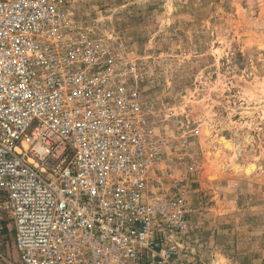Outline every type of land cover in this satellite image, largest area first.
<instances>
[{
  "label": "built area",
  "instance_id": "obj_1",
  "mask_svg": "<svg viewBox=\"0 0 264 264\" xmlns=\"http://www.w3.org/2000/svg\"><path fill=\"white\" fill-rule=\"evenodd\" d=\"M70 0H0V190L23 264H183V182L155 109L72 17Z\"/></svg>",
  "mask_w": 264,
  "mask_h": 264
},
{
  "label": "rangeland",
  "instance_id": "obj_2",
  "mask_svg": "<svg viewBox=\"0 0 264 264\" xmlns=\"http://www.w3.org/2000/svg\"><path fill=\"white\" fill-rule=\"evenodd\" d=\"M69 10L155 109L162 167L191 211L165 245L183 264H264V0H70ZM250 163L252 174L234 168ZM0 264H23L1 190Z\"/></svg>",
  "mask_w": 264,
  "mask_h": 264
},
{
  "label": "bare ground",
  "instance_id": "obj_3",
  "mask_svg": "<svg viewBox=\"0 0 264 264\" xmlns=\"http://www.w3.org/2000/svg\"><path fill=\"white\" fill-rule=\"evenodd\" d=\"M205 131L207 135H210V130L208 127L205 128ZM217 154L220 155V151H217ZM234 168L236 170H244L248 174H252L256 170V165L254 163H250L249 166L245 167V169H243L240 165H236Z\"/></svg>",
  "mask_w": 264,
  "mask_h": 264
}]
</instances>
